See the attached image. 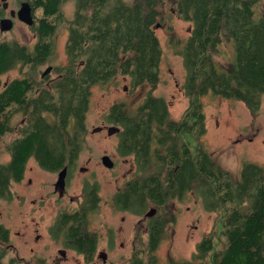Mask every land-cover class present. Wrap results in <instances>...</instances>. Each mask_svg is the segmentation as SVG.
<instances>
[{"label": "trees", "instance_id": "1", "mask_svg": "<svg viewBox=\"0 0 264 264\" xmlns=\"http://www.w3.org/2000/svg\"><path fill=\"white\" fill-rule=\"evenodd\" d=\"M62 1L33 0L34 14L40 10L32 27L37 43L30 49L0 42V77L19 64L31 70L46 63L54 49L52 38ZM156 2L146 0L143 7L140 2L129 4L126 0H77L67 41L68 63L57 68V78L48 85L44 80L35 82L29 72L4 84L0 78V137L10 130L13 107L29 115L23 135L10 144L12 159L0 163V193L10 180L18 181L24 175L25 163L31 158L47 169L56 157H74L86 130L95 83L108 82L117 74L128 77L133 87L158 81L162 49L155 29L159 16ZM257 3L176 1L179 15L192 22L183 56L187 94L195 93L180 121H172L166 101L152 95L136 115L124 102L110 107L108 122L121 127L119 151L134 154L138 166L139 174L125 185L131 198L129 211L141 214L151 204L163 206L195 182L206 186L207 208L223 211L220 228L203 238L193 260L173 259L169 264H264V166L245 163L241 178L233 182L229 173L216 165L201 139L205 113L200 96L209 90L242 99L253 110L259 107L264 94V12L257 11ZM224 38L235 45L236 60L230 71L219 69L213 61V51ZM176 133L196 138L194 150L189 142L177 141ZM116 203L120 205V196ZM87 220L86 216L82 224ZM148 226L146 251L138 250L127 264H160L155 249L164 236L166 222L158 215ZM83 233L87 236L83 250L91 252L97 239ZM8 239L9 230L0 225V240ZM217 240L221 247H217ZM3 258L0 252V264H17L14 259L5 263Z\"/></svg>", "mask_w": 264, "mask_h": 264}, {"label": "rangeland", "instance_id": "2", "mask_svg": "<svg viewBox=\"0 0 264 264\" xmlns=\"http://www.w3.org/2000/svg\"><path fill=\"white\" fill-rule=\"evenodd\" d=\"M126 1L129 4L140 2L143 7L146 4V0ZM156 1L157 5L154 4L159 16L155 29L162 49L158 81L143 82L133 87L128 77L117 74L108 82L95 83L86 114V130L81 135L82 144L79 151L73 154L79 165L88 168V173L83 172L78 177L74 175L75 186L80 184L78 192L80 188L90 186V190H96L100 197L99 205L95 209L92 206L85 215L89 221L83 225L85 231L96 237L98 250H109L107 262L103 263L97 257V264H127L138 250L146 251L148 244V235L142 231V225L146 224L145 212L136 215L115 206L116 192L139 173L135 155L119 152L120 132H108L109 127L119 126L107 120L111 118L108 117L110 107L114 103L124 102L131 114L136 115L146 98L152 95L166 101L172 121H180L195 94H187L188 72L183 56L192 22L179 15L177 0ZM9 3L13 8L18 7L17 0H9ZM256 9L264 12V0H258ZM60 11L61 17L52 38L54 49L46 63L31 70L29 66L19 64L1 74L3 84L24 77L26 72L35 82L44 80L47 85L57 78V68L68 63L69 27L76 16L77 0H63ZM39 13L40 10H35V17ZM32 26L23 20H16L12 30L0 28V42L18 43L32 49L38 40ZM235 60L234 42L224 38L213 51V61L219 69L230 71ZM50 67L51 72L43 79L41 73ZM200 98L205 113V132L201 139L216 165L228 172L233 182L241 178L245 163L264 166V94L260 96L256 110L242 99L226 97L210 90ZM10 115V130L0 137V163L3 164L12 159L10 144L21 137L29 125V115H25L21 109L13 107ZM98 127L102 130L94 131ZM173 136L179 142H189L193 150L198 144V140L188 133ZM163 150L166 152V145ZM105 156L114 161L113 168L102 164ZM53 180L54 175L47 173L35 158H31L25 163L24 175L18 181L10 180L0 193V225L9 230V239L0 240V252L4 254L5 263L14 259L17 264H92V261L83 259L76 252L70 253L68 260L57 263L53 255L59 247L47 248L50 239L47 237V224L51 222L47 212V189L51 187H47V182ZM206 193V186L195 182L183 195H176L164 205L168 217L174 218L167 222L164 236L155 249L160 264H169L173 259L193 260L203 238L220 228L223 211L207 208ZM152 207L158 209L159 215L163 213L153 204L148 206L147 212ZM37 234H40L38 242L35 240ZM217 247H221L218 240Z\"/></svg>", "mask_w": 264, "mask_h": 264}, {"label": "flooded vegetation", "instance_id": "3", "mask_svg": "<svg viewBox=\"0 0 264 264\" xmlns=\"http://www.w3.org/2000/svg\"><path fill=\"white\" fill-rule=\"evenodd\" d=\"M18 7L13 8L11 7L9 0H0V28L3 29V26L6 24L4 23L5 20H13L11 21L12 25H15V21L22 20L20 19V14L18 13L24 3H29L33 5V0H17ZM33 8V6H32ZM35 16V14H34ZM36 19V18H35ZM14 23V24H13ZM35 24V22H34ZM12 26V27H13ZM47 69V68H46ZM45 71V70H44ZM44 71L41 73V77L45 79L47 75L43 76ZM17 79V78H16ZM14 80V79H13ZM104 130V128H103ZM120 152V151H119ZM61 154V153H60ZM58 155V154H56ZM57 159L52 160L50 163L53 165L52 168L47 166V173H52L54 175V180L52 182H47V187H51L47 189V212L49 211L51 222L47 224V237H49V241L47 242V248L59 247L57 248V253L53 255V260L59 263L61 260H68L69 254L72 252H76L83 259H90L92 264H97L95 258L102 259L103 263L107 262L109 257V250L108 249H101L98 250V243L92 249V251H88L86 249L83 250V246L85 245L86 235L84 236L83 231V219L88 212V208L93 206L94 209L99 205L100 197L97 195V191H91L90 186L85 189V187L80 188V193L78 192V188L80 184H76L74 181L75 177H78L83 172L88 173L87 167H82L79 165L77 159L74 157L65 158V159ZM113 161V160H112ZM135 161V160H134ZM136 162V161H135ZM114 163V161H113ZM102 164L103 160H102ZM137 164V163H136ZM113 168L115 163L112 167ZM65 171V179L64 185L61 184V175ZM32 180L30 179V182ZM131 181H128L129 183ZM125 185L123 188L119 189L114 197L115 206L120 209L130 210L131 198L125 192ZM97 187V185H95ZM121 198V207L117 205L116 199L117 197ZM162 210V214H158V209L156 207V212L153 215H148L147 209L145 210V223L142 225V231L148 235V242L150 241L149 237V221L154 218L155 216H160L163 222H170L173 221V218L168 217L166 214L165 206H159ZM142 214V213H141ZM139 215V214H136ZM89 218V217H88ZM89 221V220H87ZM143 221V220H142ZM79 223V224H78ZM140 223V222H139ZM87 233H89L87 231ZM90 234V233H89ZM91 235V234H90ZM84 236V237H83ZM140 236V233L138 234ZM137 236V237H138ZM36 242L40 240V234H37L35 237ZM124 246V243H121ZM77 247V248H76ZM34 251V249H32ZM41 260V259H38Z\"/></svg>", "mask_w": 264, "mask_h": 264}, {"label": "water", "instance_id": "4", "mask_svg": "<svg viewBox=\"0 0 264 264\" xmlns=\"http://www.w3.org/2000/svg\"><path fill=\"white\" fill-rule=\"evenodd\" d=\"M20 17L23 21L29 23V25H34L35 22V16H34V10L32 8V6L29 3H24L19 11ZM11 19L9 20H5L4 23H6L3 26V29H11L12 28V23H11ZM52 68H48L44 71L43 76L47 75L48 73H50ZM102 130L101 127L95 128L94 131H100ZM121 131V127H117V126H111L108 128V132L110 134L113 133H117ZM103 163L104 165L108 166V167H112L114 165L112 159H110L108 156H105L103 158ZM64 179H65V171L62 173L61 175V184L62 186L64 185ZM156 212V208H151L149 211L148 215H153Z\"/></svg>", "mask_w": 264, "mask_h": 264}, {"label": "bare ground", "instance_id": "5", "mask_svg": "<svg viewBox=\"0 0 264 264\" xmlns=\"http://www.w3.org/2000/svg\"><path fill=\"white\" fill-rule=\"evenodd\" d=\"M27 3V2H26ZM32 6V5H31ZM19 13V12H18ZM21 19V18H20ZM22 21V20H21ZM12 22H13V20H12ZM14 24V23H13ZM35 25V24H34ZM13 26V25H12ZM33 27V26H32ZM12 30V29H11Z\"/></svg>", "mask_w": 264, "mask_h": 264}]
</instances>
